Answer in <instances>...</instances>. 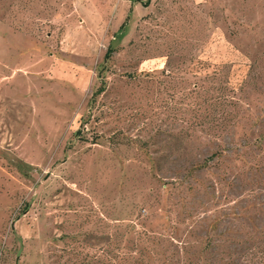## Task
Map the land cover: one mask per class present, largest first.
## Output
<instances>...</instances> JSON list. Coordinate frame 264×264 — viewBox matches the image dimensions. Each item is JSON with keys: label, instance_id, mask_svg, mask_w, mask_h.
<instances>
[{"label": "rangeland", "instance_id": "1", "mask_svg": "<svg viewBox=\"0 0 264 264\" xmlns=\"http://www.w3.org/2000/svg\"><path fill=\"white\" fill-rule=\"evenodd\" d=\"M0 264H264V0H0Z\"/></svg>", "mask_w": 264, "mask_h": 264}]
</instances>
